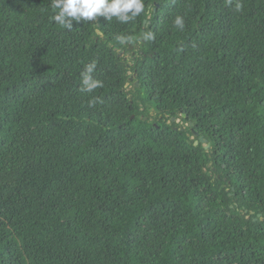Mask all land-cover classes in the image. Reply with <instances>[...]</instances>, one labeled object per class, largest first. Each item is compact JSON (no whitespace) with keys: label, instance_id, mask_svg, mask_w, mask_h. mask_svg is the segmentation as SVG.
<instances>
[{"label":"trees","instance_id":"trees-1","mask_svg":"<svg viewBox=\"0 0 264 264\" xmlns=\"http://www.w3.org/2000/svg\"><path fill=\"white\" fill-rule=\"evenodd\" d=\"M236 2L68 29L0 0V264H264V0Z\"/></svg>","mask_w":264,"mask_h":264},{"label":"clouds","instance_id":"clouds-1","mask_svg":"<svg viewBox=\"0 0 264 264\" xmlns=\"http://www.w3.org/2000/svg\"><path fill=\"white\" fill-rule=\"evenodd\" d=\"M231 4L232 0H228ZM144 0H52V8L57 10L53 17L54 21L60 26L71 29L72 20L85 22L95 20L97 17H104L110 21L113 17L121 23L136 18L144 11ZM237 11L242 10L243 4L237 0L235 4ZM129 12L131 15L129 16ZM71 18V19H67ZM175 27L183 30L185 27L184 17L177 15L173 21ZM154 36L152 33L144 35L145 40H151ZM132 37H121V42L131 40ZM96 67L95 62L88 64L82 73L83 91L91 93L95 89L102 87V82L92 77ZM101 102L98 97L90 101V105Z\"/></svg>","mask_w":264,"mask_h":264},{"label":"water","instance_id":"water-1","mask_svg":"<svg viewBox=\"0 0 264 264\" xmlns=\"http://www.w3.org/2000/svg\"><path fill=\"white\" fill-rule=\"evenodd\" d=\"M145 26H146V21H145ZM143 33H145V31ZM136 47L139 48L140 46L137 45ZM130 48H131V50H133L135 47L134 46H130ZM121 56H123V53H121ZM133 80H134V77H131L130 78V81H133ZM136 85H139V82L138 81L136 82ZM131 100H132V97H131ZM181 116L182 117H185L186 116V113L181 114ZM173 121H177V119L176 118H173ZM193 132H194V135L195 136H199L200 135V133H198L196 131H193ZM200 141L203 142L204 144H206V148L207 149L209 148V145L207 144V140L204 137H202V136L200 137V140L196 141L195 144L198 145ZM255 220H257V219H255Z\"/></svg>","mask_w":264,"mask_h":264},{"label":"rangeland","instance_id":"rangeland-1","mask_svg":"<svg viewBox=\"0 0 264 264\" xmlns=\"http://www.w3.org/2000/svg\"><path fill=\"white\" fill-rule=\"evenodd\" d=\"M126 86H127V88H128L129 90H133V85H132V84H129V83H128ZM179 120H180V119L177 120V123L180 122Z\"/></svg>","mask_w":264,"mask_h":264}]
</instances>
